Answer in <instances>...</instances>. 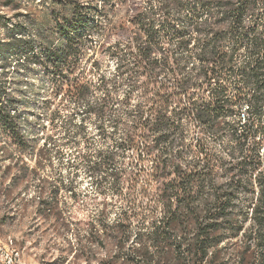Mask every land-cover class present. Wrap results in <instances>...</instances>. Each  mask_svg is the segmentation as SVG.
<instances>
[{"label":"trees","instance_id":"obj_1","mask_svg":"<svg viewBox=\"0 0 264 264\" xmlns=\"http://www.w3.org/2000/svg\"><path fill=\"white\" fill-rule=\"evenodd\" d=\"M111 1L69 4L59 50L43 42L38 50L29 32L0 43V51L33 55L47 68L52 62L57 91H66L102 129L106 120L114 132L123 126L112 147L77 158L99 177L100 189L110 179L117 191L126 175L128 188L139 187L147 201L138 210L127 195L113 221L99 211L87 220V237L94 247H123L137 228L131 249L143 252V264H227L225 251H232L236 264H264V141L257 139L264 131V0H143L128 20L129 40L107 50L117 68L98 72L94 82L84 72L74 74L73 57ZM92 65L102 71L100 60ZM9 96L0 72V127L21 154L26 137ZM242 103L250 112L242 117L251 122H236ZM190 121L202 128L197 138L190 135ZM206 135L228 144L217 151ZM52 139L38 149L32 172L47 162ZM127 150L133 152L129 162L118 166ZM18 160L19 173L30 171ZM60 187L49 200L39 198L41 205L52 204Z\"/></svg>","mask_w":264,"mask_h":264},{"label":"rangeland","instance_id":"obj_2","mask_svg":"<svg viewBox=\"0 0 264 264\" xmlns=\"http://www.w3.org/2000/svg\"><path fill=\"white\" fill-rule=\"evenodd\" d=\"M114 1L91 22L95 27L89 30L80 52L73 57L77 61L74 74L84 72L94 82L98 72H113L117 68V58L109 56L107 50L117 42L129 40L132 28L128 20L143 4V0H117V4ZM71 3L95 4L97 0H0V43L12 33L29 32L31 44L39 46L38 50H42V42L59 50L61 33L70 21L66 12ZM2 58L7 60L4 65ZM94 60H100L102 71L93 70ZM52 66L49 62V68L45 67L33 55L26 58L15 50L0 51V72L26 137L25 151L20 154L12 135L0 127V262L12 259V264H133L132 260H136L143 264V252L131 249L137 228L123 247L112 242L94 247L92 238L87 237V220L97 218L99 211L104 210L106 218L113 221L127 206V195L135 197V209L147 197H143L139 187L128 188L126 175L117 191L110 179L100 189L99 177L91 175L86 164L77 158L79 152L96 156L112 147L122 137L123 126L114 132V123L106 120L102 129L96 118L86 116L82 106L68 99L66 91H57ZM237 110L236 122H251L248 116L242 117L243 113L250 114L245 103ZM190 122V135L197 138L202 128L198 122ZM124 123L129 125L130 121ZM48 136L53 137L47 146L51 148L50 156L47 162L42 159V168L32 172L39 160L37 151ZM205 138L217 151L228 144L227 138ZM257 139L264 141V131L258 133ZM260 153L264 157V143ZM132 154V150L119 154L118 166L122 160L129 162ZM17 159L30 165V171L19 173L14 166ZM56 185L61 187L54 205H41L39 198L49 200ZM229 254L225 251V256L230 257L227 264H236V258Z\"/></svg>","mask_w":264,"mask_h":264},{"label":"built area","instance_id":"obj_3","mask_svg":"<svg viewBox=\"0 0 264 264\" xmlns=\"http://www.w3.org/2000/svg\"><path fill=\"white\" fill-rule=\"evenodd\" d=\"M246 114V113H245ZM243 116V115H242ZM16 254L18 255V253L16 252ZM0 264H12V259H10V260H5V261H3V262H0Z\"/></svg>","mask_w":264,"mask_h":264}]
</instances>
